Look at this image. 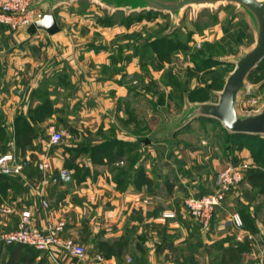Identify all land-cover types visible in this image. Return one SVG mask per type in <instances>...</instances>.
<instances>
[{
	"label": "crops",
	"instance_id": "1",
	"mask_svg": "<svg viewBox=\"0 0 264 264\" xmlns=\"http://www.w3.org/2000/svg\"><path fill=\"white\" fill-rule=\"evenodd\" d=\"M1 27L5 26H0V66L4 71L0 78L6 77L8 84L1 85L0 101H6L2 98L7 87L22 84L27 69L47 63L46 71L37 77L40 80L23 78L24 87H28L25 92L29 95L39 87L41 94L53 98L52 79L57 77V111L64 107V111H71L69 118H81L89 135L105 136L52 149L41 144L35 159L25 158L20 173L1 176L0 228L14 229L23 209L30 211L32 222L38 226L47 219L63 218L64 235L83 245L88 256L79 259L58 249L55 257L61 264H94L91 256L102 252V243L111 246L102 253L107 264H255L257 249L264 256V219L245 199V192L233 188L226 192L214 220L205 228L178 205L185 194L212 191L215 179L210 172L221 169L232 156L247 161L245 146L228 148L226 155L218 145L196 150L192 142L194 154L188 157L183 147L178 148L184 158L175 165L172 159L178 150L145 138L138 128L118 125V120L122 123L134 117L128 100L133 95L139 97V92L121 80L120 74L96 71L102 52L96 53L90 46L77 48L60 29L49 34L40 29L29 33L26 28L11 32ZM81 54L94 64L83 73L78 63ZM88 101L93 104L81 105ZM9 113L13 120L20 117L13 110ZM108 114L113 117L110 121L106 119ZM70 127L75 134L81 131L78 125ZM210 155L213 159L208 162L205 159ZM46 158L49 168L37 167ZM60 168L68 170L67 180H58ZM40 198L47 201V206L40 203ZM164 211L174 212L175 217H163ZM233 212L248 214L252 229L244 223L237 226L221 222ZM11 247L0 243L2 264ZM30 254L33 259L29 264H52L43 251L35 249Z\"/></svg>",
	"mask_w": 264,
	"mask_h": 264
},
{
	"label": "rangeland",
	"instance_id": "2",
	"mask_svg": "<svg viewBox=\"0 0 264 264\" xmlns=\"http://www.w3.org/2000/svg\"><path fill=\"white\" fill-rule=\"evenodd\" d=\"M35 4L41 15L46 12L54 14L65 39L77 48L90 46L96 53L102 52L101 60L96 61L98 73L120 74L121 80L124 79L134 92L138 90L139 97L135 99L133 95L134 97L128 100L129 110L134 117H130L129 121L123 120L122 123L118 120L119 126L128 124L133 129L138 128L139 132L144 133L145 138L165 142L171 149L178 150L183 147L182 151L186 150L185 154L188 157L195 152L190 147L192 142L191 145H194L196 150H200V147L204 149L205 146L218 145L223 153L228 154L229 144L227 145L225 137L229 131L223 129L219 121L197 117L187 121L185 115L191 104L214 102L218 99V92L234 68L233 60L254 44L253 21L242 7L233 3L190 5L182 8L178 14L172 15L165 11L132 9L109 0H35ZM1 28L11 32L25 29ZM78 63L82 73L94 65L93 60L84 57L83 54L80 59L78 58ZM48 65L36 64L32 70L25 71L24 77L31 82L34 78L37 80ZM1 68L2 66L0 73L4 74ZM23 78L20 86H12L10 89L7 87L5 94H2V100L6 97V101H0V155L11 153L15 161H25L26 157L33 160L36 158V151H41L39 150L41 144L52 149L75 142L84 144L89 140H95L96 137L98 139L105 136L89 135L88 127L81 122V118H69L67 115L71 114V111H64V107L63 110L57 111V77L54 76L52 79L55 81L52 88L53 98L45 93L41 94L37 89L39 87L33 88L28 95L26 93L28 87H24ZM7 80L6 77L0 78V93L4 88L1 85L6 86ZM246 83L247 89L238 96L237 109L240 113L256 112L264 107V61L250 72ZM82 90L81 99L84 100L85 93L84 89ZM14 103L16 106L13 108ZM39 103H43L41 104L43 106L39 107ZM92 104L93 102L89 101L81 103L87 106ZM68 109L70 110L69 106ZM9 110L16 114L20 113L22 118L21 123H17L18 127L22 125L24 114L34 113L35 117L31 118L32 128L27 131L30 143L24 148L16 145L15 119L10 116ZM42 113L44 116L40 118L39 115ZM106 116L107 121L113 119L110 114ZM70 124L80 126V133H73ZM51 129H57L61 133L57 143L50 141ZM243 146L248 153L247 161L245 157L237 158L235 155L227 160L221 169L215 173L210 172L211 177L215 179L213 190L220 171L227 165L237 166L241 171L240 179L228 187L224 196L232 188L245 192V199L252 202L259 217L264 219V192L246 180L249 171H264V163L252 157L251 148ZM24 152L28 153L24 155ZM174 153L172 160L177 165L183 154L179 150ZM211 157L210 155L205 160L210 162L213 159ZM58 177L60 181L69 178V176L61 178L59 175ZM203 194L205 193L185 194L178 205L189 213L184 203L186 197ZM223 200L224 197L216 205L209 224L214 220L216 209L222 205ZM165 212L167 211H164L162 216L167 218ZM233 213L228 214L221 222L235 224L233 221H227ZM190 216L192 217L191 214ZM193 220L196 221L194 218ZM14 229L7 231L0 228V235ZM255 253V264H264V256L260 255L258 249Z\"/></svg>",
	"mask_w": 264,
	"mask_h": 264
},
{
	"label": "built area",
	"instance_id": "3",
	"mask_svg": "<svg viewBox=\"0 0 264 264\" xmlns=\"http://www.w3.org/2000/svg\"><path fill=\"white\" fill-rule=\"evenodd\" d=\"M41 17L36 7L35 0H0V26L12 29L27 28L35 20ZM61 133L57 129L50 130L51 143H57ZM11 153L0 155V172L5 175L18 174L23 169L25 161H15ZM41 169L49 168V162L45 159L38 163ZM68 170L60 168L59 176L68 178ZM241 176V171L237 166L227 165L217 176L215 189L203 195L186 197L184 203L189 213L202 226L207 227L211 220L213 211L224 197L228 187L236 183ZM40 203L47 206V201L40 198ZM8 211V210H6ZM167 217L175 216L172 211L164 213ZM233 221L237 226L242 225L239 213H233L227 220ZM65 221L59 217L57 219H47L42 226L32 222L29 210L20 211L19 219L14 230L1 234L0 241L6 244L20 242L46 253L52 259V264H61L55 257L56 250H63L79 259L86 258L88 252L83 245L74 238L64 235ZM94 264H107L102 252L97 251L91 256Z\"/></svg>",
	"mask_w": 264,
	"mask_h": 264
},
{
	"label": "water",
	"instance_id": "4",
	"mask_svg": "<svg viewBox=\"0 0 264 264\" xmlns=\"http://www.w3.org/2000/svg\"><path fill=\"white\" fill-rule=\"evenodd\" d=\"M117 5L128 6L132 9H149L165 11L172 15L185 6L214 5L216 3H233L242 7L253 21L255 42L239 57L233 60L234 68L228 74L218 99L214 102L203 101L189 105L185 119L195 117L211 118L219 121L230 133L264 135V107L252 113H240L237 109L240 92L247 89L246 78L251 71L264 61V0H109ZM40 29L53 34L60 27L52 12H46L27 27L32 33ZM148 142V139H145Z\"/></svg>",
	"mask_w": 264,
	"mask_h": 264
},
{
	"label": "trees",
	"instance_id": "5",
	"mask_svg": "<svg viewBox=\"0 0 264 264\" xmlns=\"http://www.w3.org/2000/svg\"><path fill=\"white\" fill-rule=\"evenodd\" d=\"M43 103H39V107H42L41 105ZM33 112V110L31 109ZM28 114L27 117L24 116V120L22 122L21 127H18L17 123H21V116L15 119V128L16 132H14V135L16 137V145L20 146V148H24L27 146L30 142L29 139H27V131L31 129V118L35 117L34 113ZM44 113L42 115H39V117H43ZM21 128L23 130H21ZM26 129V130H25ZM27 139V140H26ZM225 141L227 142L228 147L227 148H236L240 149L243 145L248 146L253 151L251 152V155L254 159L260 160L262 163H264V154H262V151H264V135H248V134H234L227 132V135L225 137ZM120 142V141H117ZM101 148H104L102 146ZM1 176H7L5 174L0 173ZM246 180L252 185V186H258L262 192H264V171H249L246 174ZM242 221L244 223V226H246L249 229H252V220L249 218L248 214L240 213ZM2 243V242H0ZM8 246H12L9 252V256L4 264H29L32 261V256L30 254L31 251L35 250L33 247L20 243H10L6 244ZM106 249H111L110 244L102 243L100 245V250L103 254H106ZM0 264L2 262L0 261Z\"/></svg>",
	"mask_w": 264,
	"mask_h": 264
}]
</instances>
